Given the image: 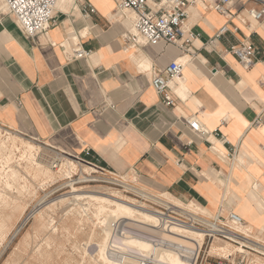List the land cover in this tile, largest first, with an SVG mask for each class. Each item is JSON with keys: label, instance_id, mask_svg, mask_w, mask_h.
I'll return each instance as SVG.
<instances>
[{"label": "crops", "instance_id": "0c3cea01", "mask_svg": "<svg viewBox=\"0 0 264 264\" xmlns=\"http://www.w3.org/2000/svg\"><path fill=\"white\" fill-rule=\"evenodd\" d=\"M119 1L62 2L50 29L30 39L0 0V127L57 154L135 174L146 191L208 216L234 212L264 237V21L244 13L247 0L225 13L198 1L184 23L196 35L188 52L164 42L134 46L126 37L135 15L118 12ZM83 2L95 9L90 17ZM245 42L257 50L250 69L229 52ZM78 48L90 56L75 58ZM173 61L183 76L169 85L176 107L168 108L151 81ZM191 118L208 138L189 126Z\"/></svg>", "mask_w": 264, "mask_h": 264}, {"label": "rangeland", "instance_id": "374dc122", "mask_svg": "<svg viewBox=\"0 0 264 264\" xmlns=\"http://www.w3.org/2000/svg\"><path fill=\"white\" fill-rule=\"evenodd\" d=\"M243 1L246 0H235V4ZM247 6L244 11L259 9L264 6V0H247ZM9 133L0 127V264H106L103 262L107 258L113 262L109 255L111 250L131 251L125 244L124 236L127 238L139 233L132 225L140 224L136 217H119L120 205H129L122 200L153 212L172 215L167 210L170 207L168 201V204L160 202L164 199L189 209L192 214L197 213L170 195L146 191L139 185L135 174L119 175L96 162L59 157L29 136L12 132L16 135L11 137ZM30 142L40 147L29 150L27 143ZM58 157L64 159L54 169L52 163ZM33 160L42 166L34 164ZM67 160L80 166L73 170V166L69 168L71 163ZM85 168L91 169L86 171ZM147 195L155 200L146 198ZM98 198H104L105 202H100ZM192 214L194 219L195 215ZM183 217L190 219L188 215ZM187 221L193 224L191 220ZM161 225L162 222L157 223L156 230L165 233L167 230ZM206 228L214 231L215 238L209 243L208 239L205 241L202 254L214 259L222 257L218 255L219 252L212 254L214 247L230 246L232 253L226 255L241 259L238 252L245 250L242 244L251 247L254 241L264 243V237L258 238L250 228L238 227L247 231L245 237L240 235L238 238L230 235L238 228L234 232L231 228H224L230 231L224 237L215 235L216 231L211 226ZM156 236L159 235L155 234L152 239H157ZM196 242L201 244L202 240ZM260 248L257 250L264 255ZM246 251L247 264H251L252 260L264 264L262 257Z\"/></svg>", "mask_w": 264, "mask_h": 264}, {"label": "built area", "instance_id": "2783aa9c", "mask_svg": "<svg viewBox=\"0 0 264 264\" xmlns=\"http://www.w3.org/2000/svg\"><path fill=\"white\" fill-rule=\"evenodd\" d=\"M59 0H2L3 8L7 14L14 17L18 25L20 26L24 35L30 39L46 33L51 25L55 21V10ZM198 1L204 3L208 8L218 11L220 13L226 12V7L231 5L234 0H120L118 3V12L132 11L135 15L134 19V33L126 37V39L133 43L134 46L146 45V44H157L160 42L176 45L184 52H188L192 44V40L196 38V35L192 33H186L184 30V23L188 18V8L190 5L196 4ZM81 12L84 17H90L95 13V9L89 3L83 2L81 6ZM249 17L257 22L264 21V6L259 9H250L248 11ZM227 32V28L223 27L217 34L216 38L221 37ZM239 63L246 69H250L256 64L257 50L251 42H245L242 45L231 47L230 51ZM73 56L75 58H85L90 56V52L82 48L75 50ZM183 76V64L180 61H173L167 68L158 70L152 74L151 85L153 89L162 97V101L168 108L176 107V100L170 91V83L175 81H181ZM189 126L199 133L203 137H207L211 134L207 131L196 119L187 120ZM225 141L224 137H222ZM59 157H65L77 160L73 157H69L63 154H58ZM237 156V151L233 150L229 159L234 162ZM56 158L52 167L56 169L62 158ZM113 174V173H112ZM146 195V194H144ZM146 198L150 196H145ZM167 203V202H166ZM168 204V203H167ZM167 210L171 211L172 215L168 213L161 214L162 217H166L168 222L163 223L162 227L167 230L171 223L179 224L185 228H194L198 231L203 232L202 243L197 244V252L194 254L182 255L188 261V264H247V254L258 255L263 258L257 248L263 247L260 242H252L251 247L245 244H240L243 252H238L241 255V259L233 258V255L227 257H219L214 259L210 255L202 254L203 246L205 241L208 239V243L214 237V231L208 230L206 227H217L219 230H215V235L224 237L228 230L224 228H231L232 231L238 227H246L242 218L234 212H229L227 216L221 213H217L214 216L203 214L204 212L195 207L190 206L191 209L197 211L196 214L190 213L191 211L181 206L168 204ZM189 210V211H188ZM195 215V218L191 216ZM189 216L187 219L183 216ZM187 220H191L194 225ZM213 223V224H212ZM220 225V226H217ZM214 229V228H213ZM241 237V236H240ZM245 237V235H244ZM241 239V238H240ZM238 239V240H240ZM249 239V238H248ZM254 246V247H253ZM115 264H133L130 260V254L124 250L115 251L111 250L109 253ZM233 258V259H232ZM141 264H158L154 261H143ZM251 264H257L256 260H252Z\"/></svg>", "mask_w": 264, "mask_h": 264}, {"label": "bare ground", "instance_id": "6f19581e", "mask_svg": "<svg viewBox=\"0 0 264 264\" xmlns=\"http://www.w3.org/2000/svg\"><path fill=\"white\" fill-rule=\"evenodd\" d=\"M65 1L71 2L72 0H61V1L59 0L57 3V7L61 6V4H63L62 2H65ZM248 11L249 10H245L244 13H248ZM15 135H16L15 133H12V132L9 133V136L11 137H15ZM27 145H28L29 150H37L38 147H40L36 143H32V142L27 143ZM67 161L71 163L69 164V168L73 166L74 168L73 170H76L78 166H80L74 161H71V160H67ZM33 163L40 167L42 166L41 164L37 163V160L36 161L33 160ZM90 169L91 168H89L88 170L90 171ZM85 170L88 171L86 168ZM69 171L71 172V169ZM105 195L118 198L110 194H105ZM150 198L153 199L152 197ZM97 200H100V202L101 201L105 202L104 198H98ZM122 201L129 205H124V204L120 205L122 209H121V215L119 217H122L124 219H131L132 217H136L138 220L137 222L140 223V224H132L139 231L137 235L133 234L134 236L132 235L127 238L124 236L125 244L131 248V251H129V254H130V260L134 262L133 264H141L143 261H146V260L154 261L158 264H167V263H162V262H169V264H188V261L185 258H183L182 255L184 254L189 255V254H194L195 252H197L196 241L203 240V237H204L203 232L198 231L194 228H185L183 226H180L179 224L171 223V225L168 226L167 231L165 233L164 232L162 233L161 231L156 230V228H158L157 223L168 222V219L166 217H162L161 215H158L157 212L155 211L153 212L152 210H149L148 208L144 206L136 205L128 200H122ZM167 201L169 204H172V202H170L169 200H164V199H161L160 202L164 203ZM128 226H130V224ZM213 228L214 230H219V228L217 227H213ZM246 233L247 231L243 229L241 230L240 228H238V230H236L235 233H230V235H232V237L238 238L240 237V235L242 236ZM155 234L159 235L160 237L156 236L157 239L153 240L152 238L155 237ZM260 249L264 251V246L261 247ZM230 252H231L230 246L223 247V248L214 247L212 249V254H218V255H221L222 257L223 256L227 257L226 254ZM99 254L101 253L99 252ZM104 255L106 256V254ZM99 257L101 258V255ZM103 263L115 264L114 261L111 262V260H109L108 258ZM257 264L259 263L257 262Z\"/></svg>", "mask_w": 264, "mask_h": 264}]
</instances>
